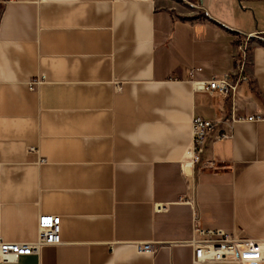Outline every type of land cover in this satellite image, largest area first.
<instances>
[{
	"label": "crops",
	"instance_id": "0c3cea01",
	"mask_svg": "<svg viewBox=\"0 0 264 264\" xmlns=\"http://www.w3.org/2000/svg\"><path fill=\"white\" fill-rule=\"evenodd\" d=\"M189 1L0 0V240H35L43 214L62 240L0 264H237L193 262V210L264 241V120L214 140L264 116V0ZM245 36L235 105L194 90L186 69L230 72ZM194 116L225 123L186 176Z\"/></svg>",
	"mask_w": 264,
	"mask_h": 264
},
{
	"label": "built area",
	"instance_id": "2783aa9c",
	"mask_svg": "<svg viewBox=\"0 0 264 264\" xmlns=\"http://www.w3.org/2000/svg\"><path fill=\"white\" fill-rule=\"evenodd\" d=\"M46 0H37L42 3ZM186 3L194 4L189 0H182ZM248 41L249 36H245L237 46L238 57L235 59V67L228 73L213 75L207 80L194 78V70L186 69L187 78H189L194 90L207 92L210 96L218 95L227 97L231 95L232 105H235V95L238 93L242 83L248 81L245 74V67L248 61ZM40 79L30 81L29 88L40 83ZM264 120L261 114H252L248 116L235 115L232 113L230 121L226 122L228 130H220L215 136V141H221L232 137L231 127L234 122L242 121H260ZM225 123L223 118L206 119L201 116H194L191 122L192 131V151L187 162L182 163L183 174H187L184 166L188 163L192 170L195 164L200 163V153L203 150L204 143L210 132L217 125ZM204 166L213 167L214 162L210 161ZM189 189L193 187L190 185ZM192 196L187 195L183 201L192 202ZM162 205H156V210H161ZM193 208V207H192ZM61 217L59 215L43 214L37 219V237L30 242H10L0 240V262H16L20 256L38 253L45 246H54L61 244ZM192 231L193 237L182 244L193 248L194 263H237V264H264V241H257L250 238H244L238 232L227 233L223 229H203L200 227L198 217L195 211L192 212ZM134 246L138 253L154 254L156 247L151 242H135Z\"/></svg>",
	"mask_w": 264,
	"mask_h": 264
},
{
	"label": "rangeland",
	"instance_id": "374dc122",
	"mask_svg": "<svg viewBox=\"0 0 264 264\" xmlns=\"http://www.w3.org/2000/svg\"><path fill=\"white\" fill-rule=\"evenodd\" d=\"M190 7H193V5L192 4H188Z\"/></svg>",
	"mask_w": 264,
	"mask_h": 264
},
{
	"label": "bare ground",
	"instance_id": "6f19581e",
	"mask_svg": "<svg viewBox=\"0 0 264 264\" xmlns=\"http://www.w3.org/2000/svg\"><path fill=\"white\" fill-rule=\"evenodd\" d=\"M185 162H187V159L185 160ZM186 165H188V163H186Z\"/></svg>",
	"mask_w": 264,
	"mask_h": 264
}]
</instances>
